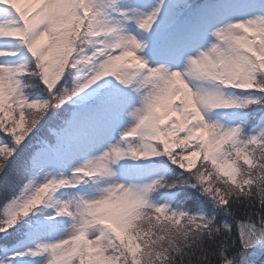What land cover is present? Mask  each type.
<instances>
[{
    "label": "snow or ice",
    "instance_id": "obj_1",
    "mask_svg": "<svg viewBox=\"0 0 264 264\" xmlns=\"http://www.w3.org/2000/svg\"><path fill=\"white\" fill-rule=\"evenodd\" d=\"M257 251L264 0H0V264Z\"/></svg>",
    "mask_w": 264,
    "mask_h": 264
},
{
    "label": "rangeland",
    "instance_id": "obj_2",
    "mask_svg": "<svg viewBox=\"0 0 264 264\" xmlns=\"http://www.w3.org/2000/svg\"><path fill=\"white\" fill-rule=\"evenodd\" d=\"M262 252V251H257L255 253H253V255L251 256V264H256L257 262V257L259 256V253ZM264 263V262H263ZM262 263V264H263Z\"/></svg>",
    "mask_w": 264,
    "mask_h": 264
},
{
    "label": "trees",
    "instance_id": "obj_3",
    "mask_svg": "<svg viewBox=\"0 0 264 264\" xmlns=\"http://www.w3.org/2000/svg\"><path fill=\"white\" fill-rule=\"evenodd\" d=\"M264 262V251L259 253L256 264H262ZM264 264V263H263Z\"/></svg>",
    "mask_w": 264,
    "mask_h": 264
}]
</instances>
